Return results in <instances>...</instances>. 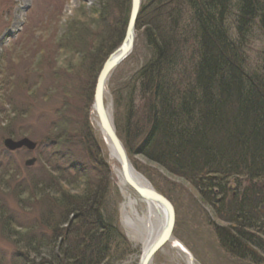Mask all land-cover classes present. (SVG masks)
I'll return each mask as SVG.
<instances>
[{
    "label": "trees",
    "instance_id": "trees-1",
    "mask_svg": "<svg viewBox=\"0 0 264 264\" xmlns=\"http://www.w3.org/2000/svg\"><path fill=\"white\" fill-rule=\"evenodd\" d=\"M131 3L103 0L96 21L89 24L88 13L81 14L83 22L63 35L46 29L61 21L60 7L39 26L30 20L19 43L27 41L31 49L16 51L55 79L61 74L55 61L62 59L72 72L63 57L83 52L93 85L82 99L92 105L104 61L125 37ZM137 30H143L152 56L136 77L140 116L135 113L136 122L128 116L124 127L116 123L130 158L140 155L202 193L215 217L227 223L215 230L231 256L264 253V51L256 66L249 56L256 32L264 33V0H150L143 2ZM37 96L47 102L53 95L35 94L33 104ZM69 103L39 139L37 173L14 190V161L0 162V191L12 189L26 211L40 209L35 223L20 225L10 214L6 219L19 228L10 235L29 252L18 256L22 264H111L115 252L132 251L119 225L97 129L89 117L69 112ZM31 108L25 115H32ZM0 210L4 216L7 209Z\"/></svg>",
    "mask_w": 264,
    "mask_h": 264
},
{
    "label": "rangeland",
    "instance_id": "rangeland-1",
    "mask_svg": "<svg viewBox=\"0 0 264 264\" xmlns=\"http://www.w3.org/2000/svg\"><path fill=\"white\" fill-rule=\"evenodd\" d=\"M148 1L150 0H143V2ZM60 7H63L61 21L59 24L56 21L49 24L46 29H49L51 33L57 32L59 35H63L73 23L83 22L81 14L88 13L86 22L89 24L96 21L97 10L101 11L104 4L103 0H0V162L7 164L14 161L17 175H19H16L17 178L14 177L13 181L10 178L11 187L14 190L27 176L37 173L41 165L38 152L39 139L46 134L49 123L55 118L57 110L64 106L66 100L69 101L70 107L67 110L69 112L73 110L82 117H89L91 124L97 129L104 156L111 169L113 195L118 204L119 225L132 244V251L129 253L122 255L115 252V259L111 261V264H136L142 254V245L137 244L128 236L123 225L121 208L125 199L124 190L138 196L127 186L121 184L118 173L119 163L112 157L93 117L92 105L88 100L82 99V96L86 95V88L92 84L89 75V64L91 63L88 64V61L85 63L86 56L83 52L67 54L63 59L70 63L69 68L72 66V72H69L67 67L62 65V56H60L61 60L55 61V67L58 66L61 74L55 79L49 75L50 73L41 72L45 68L41 70L37 65L30 66L27 58L21 55L22 47L30 50L32 46L27 41L19 43V37L23 36L29 21L31 20L32 23L39 26L45 22L47 17L55 15V11ZM91 14L93 15L90 16ZM56 24H58L57 27ZM34 31L36 35L41 34V31L36 28ZM43 37L44 35L41 38ZM17 47L22 51H16ZM249 49L251 64L256 66L262 60L264 33L256 32ZM63 53L64 51H61V55ZM151 56L152 49L147 43L143 30H137L133 53L114 69L108 83L106 102L111 106L115 124L119 121L124 127L128 116L132 114L135 122L137 121L135 113L140 116L137 108L141 101L139 98L140 85L136 77L138 71ZM41 74H45L44 78L40 76ZM40 82L41 85L38 86L37 84ZM77 87L78 93H74L73 88L77 89ZM30 90L32 94L29 92ZM48 90L53 95L51 101L43 102L37 96V101L33 104L35 94L42 96ZM33 91L36 92L33 94ZM31 105H33L32 115H25ZM67 110L65 109L63 113H66ZM42 114H45L47 119L41 120ZM26 137L37 143L35 151L22 148L11 152L4 145L7 138L19 140ZM4 154H7L6 159L3 157ZM35 157L38 159L37 163L33 166H26V161ZM131 161L136 170L144 175L159 192L169 198L175 206L177 216L174 230L175 239L193 254L196 264H264V253L261 251L256 250L251 259H238L224 250L215 228L216 225H226L227 223L215 217L213 207L205 203L202 193L191 183L169 174L160 166L147 161L140 155L134 154ZM12 189L6 193L0 191V200L4 199L5 204L3 208L0 204V209H7L4 216H0V264H22L18 256L22 253H29L28 250L17 244L15 237L10 235L12 231L19 228L13 226L16 225L15 223L7 224L9 222L6 220L8 215H13L16 218L15 222L20 225L35 223L36 218L40 216L39 208L33 211L24 210L19 203V196L13 193ZM141 208H145V205L140 201L139 209L142 210ZM0 212L4 211L0 210ZM153 264H189V260L186 254L178 248L167 244L157 253Z\"/></svg>",
    "mask_w": 264,
    "mask_h": 264
},
{
    "label": "water",
    "instance_id": "water-1",
    "mask_svg": "<svg viewBox=\"0 0 264 264\" xmlns=\"http://www.w3.org/2000/svg\"><path fill=\"white\" fill-rule=\"evenodd\" d=\"M142 5L143 0H132L130 17L123 42L112 54H110L97 77L92 111L96 116L97 125L107 143L112 157L119 163L120 168L118 173L120 181L135 192L140 199L146 201L160 219V232L158 236L142 251L137 263L153 264L154 258L159 251L167 244L173 245V241L175 240L174 230L177 222L176 209L171 200L159 192L152 183L134 167L126 146L118 134L111 106L106 102L108 93L107 88L112 72L129 58L134 51L137 39V24ZM4 145L7 150L11 152L22 148H26L29 151H35L37 149V143L28 137L19 140L7 138L4 141ZM37 160L36 157L28 159L26 161V166L35 165ZM180 250L189 257L191 262L196 261L189 250L183 247H180Z\"/></svg>",
    "mask_w": 264,
    "mask_h": 264
},
{
    "label": "bare ground",
    "instance_id": "bare-ground-1",
    "mask_svg": "<svg viewBox=\"0 0 264 264\" xmlns=\"http://www.w3.org/2000/svg\"><path fill=\"white\" fill-rule=\"evenodd\" d=\"M93 117L97 122L94 113ZM140 180L144 181L143 179ZM124 198L121 208L123 225L130 239L137 244H141L143 251L158 236L160 232V219L146 201L134 196L128 190H124ZM140 201L145 205V208H141L142 210L139 209ZM173 246L179 248V250L180 247L187 249L186 246L176 239L173 241ZM189 264H196V262L189 260Z\"/></svg>",
    "mask_w": 264,
    "mask_h": 264
}]
</instances>
